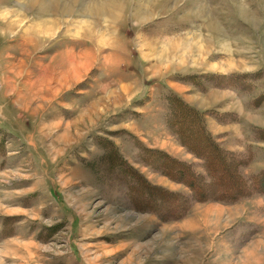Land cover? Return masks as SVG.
I'll return each mask as SVG.
<instances>
[{"label":"rangeland","instance_id":"rangeland-1","mask_svg":"<svg viewBox=\"0 0 264 264\" xmlns=\"http://www.w3.org/2000/svg\"><path fill=\"white\" fill-rule=\"evenodd\" d=\"M0 264H264V0H0Z\"/></svg>","mask_w":264,"mask_h":264},{"label":"bare ground","instance_id":"bare-ground-1","mask_svg":"<svg viewBox=\"0 0 264 264\" xmlns=\"http://www.w3.org/2000/svg\"><path fill=\"white\" fill-rule=\"evenodd\" d=\"M112 8H113V7L110 6L109 9H107V10H109V11L111 12V9H112ZM105 11H106V10H105ZM106 12H108V11H106ZM20 16H21V15H20ZM112 16H113V14H112ZM42 26H43V25H42ZM38 28H39V27H38ZM39 29H40V28H39ZM85 56H86V55H85ZM84 60H85V59H84ZM86 64H87V62H86ZM86 64H85V65H86Z\"/></svg>","mask_w":264,"mask_h":264}]
</instances>
